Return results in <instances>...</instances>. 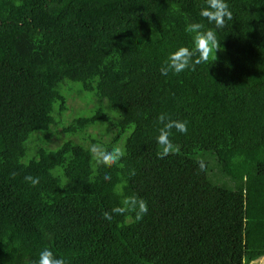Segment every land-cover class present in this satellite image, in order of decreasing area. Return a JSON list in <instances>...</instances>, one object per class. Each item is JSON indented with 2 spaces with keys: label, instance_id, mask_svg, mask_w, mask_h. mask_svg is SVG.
Returning <instances> with one entry per match:
<instances>
[{
  "label": "trees",
  "instance_id": "obj_1",
  "mask_svg": "<svg viewBox=\"0 0 264 264\" xmlns=\"http://www.w3.org/2000/svg\"><path fill=\"white\" fill-rule=\"evenodd\" d=\"M205 2L0 0V264H33L43 247L66 264L264 258V0H228L213 64L159 72L191 46L187 22L214 27ZM71 84L101 104L64 123ZM161 114L188 128L166 155ZM92 143L125 155L98 165ZM121 190L147 202L141 221L102 218Z\"/></svg>",
  "mask_w": 264,
  "mask_h": 264
},
{
  "label": "clouds",
  "instance_id": "obj_2",
  "mask_svg": "<svg viewBox=\"0 0 264 264\" xmlns=\"http://www.w3.org/2000/svg\"><path fill=\"white\" fill-rule=\"evenodd\" d=\"M199 16L214 27H206L204 23L189 21L185 25V32L191 35V46L182 45L171 51L164 63L160 66L161 76L167 77L169 73L180 74L185 70H191L195 65L208 63L212 58V64L217 60V53L223 51L217 36V30L223 29L227 22L233 19V13L230 9L228 0H206L205 5L199 10ZM160 125L157 128L155 137L156 143L161 147L162 155L177 150V147L170 140L172 130L184 134L187 132V122L182 120H173L167 114H161L157 117ZM88 151L98 165L112 166L117 164L125 155L120 147L106 148L103 144L92 143ZM200 170H203L205 164L203 161L198 163ZM135 175V171H131ZM110 179L107 173L103 177ZM25 182L35 187L39 184V178L25 176ZM148 212L147 202L135 195L124 194L121 190L120 203L110 211H105L102 218L111 222L115 215L131 214L132 219L139 222ZM33 264H66V260L48 247H43L39 252Z\"/></svg>",
  "mask_w": 264,
  "mask_h": 264
},
{
  "label": "rangeland",
  "instance_id": "obj_3",
  "mask_svg": "<svg viewBox=\"0 0 264 264\" xmlns=\"http://www.w3.org/2000/svg\"><path fill=\"white\" fill-rule=\"evenodd\" d=\"M78 88L79 86L76 84L69 85L70 93H68L67 95H71V96L70 97L67 96V101H66L67 109L61 118V121H63L64 123L67 122L68 120L67 118H70V116L72 117V119L75 117L81 116L82 114L84 116H89L90 113L94 112L95 109H98L101 104L100 102L98 103V100L95 99L93 95L87 92L79 91ZM92 98H94V100ZM104 102L105 104L103 106H108L107 102L106 101ZM88 108H90V110L86 111V109ZM104 112L105 114L108 113L107 108H104ZM65 117L67 118L65 119ZM94 132L96 133V130H94ZM59 137H60L59 142H61V140L65 138L63 134H60ZM55 143H58V141H55ZM50 147L54 148L55 144L54 143L51 144ZM251 264H264V258L257 260Z\"/></svg>",
  "mask_w": 264,
  "mask_h": 264
}]
</instances>
